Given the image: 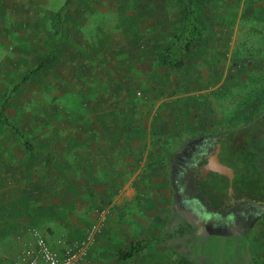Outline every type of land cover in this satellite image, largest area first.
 Masks as SVG:
<instances>
[{
  "label": "rangeland",
  "instance_id": "374dc122",
  "mask_svg": "<svg viewBox=\"0 0 264 264\" xmlns=\"http://www.w3.org/2000/svg\"><path fill=\"white\" fill-rule=\"evenodd\" d=\"M254 1L199 3L209 26L216 24L214 19L219 15L226 26L239 19L236 27L257 30L261 25L255 18ZM62 2L38 0L26 7L13 1L8 16L26 15L27 21L7 19L8 26L17 30L8 36L9 27L1 28L0 110L22 135L21 138L13 129L0 125V207L5 206L0 213L2 223H11L9 229L13 228L16 234L29 226L38 227L51 241L59 235L74 240L97 226L92 264H107L111 255L117 253L115 247L120 254L130 244L139 245L142 254H161L167 264H176V260L181 263L176 251L185 255L186 247L161 246L157 252L150 242L167 227L191 223L189 241L193 248L187 264H264V199L231 197L230 204H239L238 211H245L253 203L261 207L260 216L245 228L236 223L211 226L202 215L207 203L204 196L209 194L221 203L226 192L216 193L214 188L224 180L210 174L212 177L196 184L200 165L211 154L218 136L241 129L250 120L247 117L245 121L239 113L243 106L250 107L244 93L257 86L251 83L252 79L248 80L249 85L240 86L234 77L236 63L232 60L239 54L234 38L225 36V51L220 55L224 56V67L219 71L224 77L225 92L219 100L216 96L213 99L221 121L217 122L207 107L205 124L213 132H195L189 117L198 115V102L177 105L162 101L165 94H171L170 83L180 79L184 84L199 71L195 63L175 73L177 70L164 64L158 54V40L167 43L181 30V0H75L64 14L62 33L54 46L50 21ZM209 51L204 49L205 55ZM51 52L52 57L40 66ZM143 54L148 61L138 65ZM122 75L123 81L118 83L128 87L130 101L127 109L118 100V124L140 125V117L141 124L151 130H163L161 134L145 133L142 141L149 145L139 152H146V157L133 158L136 165H131L128 181H49L45 176V149L59 147L71 135L66 128L74 125L96 122L103 128L110 126L115 107L110 101L109 83L112 76ZM216 76L215 70L210 72L207 81ZM84 109L95 116L80 117ZM181 119L188 120L189 128L179 129ZM142 134L138 138L136 132H129L126 139L141 141ZM226 188L224 184L223 189ZM6 189H12L9 197L4 195ZM42 209L46 212L42 213ZM42 216L54 219L59 229L41 220ZM2 231L8 232L6 228ZM137 255L120 264H140L144 255ZM0 264H10L8 254H0Z\"/></svg>",
  "mask_w": 264,
  "mask_h": 264
},
{
  "label": "crops",
  "instance_id": "0c3cea01",
  "mask_svg": "<svg viewBox=\"0 0 264 264\" xmlns=\"http://www.w3.org/2000/svg\"><path fill=\"white\" fill-rule=\"evenodd\" d=\"M13 1L22 3L26 5V7H31V5L35 4V1L38 0H0V37L3 36L1 34V28L4 26L9 27L7 19L27 21L26 15L22 17L20 14L16 13L14 17L8 16V14L11 13L9 6ZM64 1L65 0H63L62 4ZM253 7L255 18L261 25V27L257 30L236 27L239 19H237L236 23L233 25L226 26L222 23L223 19L220 20L219 15H217V19H214L217 21L215 25L209 26V23H205V28L202 30V42L195 48V55L192 59L194 62L192 63L191 61V63L188 65L189 67L191 64L193 65L196 63L199 66V71L192 74V76L184 84L180 81V79H177L176 83L174 84L170 83V87L172 88L171 94H165V97H162V101H173L177 105L184 103L193 104L194 102H198V115L195 118V113H193L189 117L193 123V127H195V132H213V130L209 128L210 126L205 124V122H207L206 118L208 117V114L205 113L206 111L204 110L207 109V107H209L213 114H215L216 121H221L218 112L215 111L213 99L216 96L217 100H219V98L222 97L225 92L224 77H221L219 72L224 67L222 66L224 56L220 58V55L223 53V51H225V36L234 38L233 41L239 48L238 56L235 54L232 60L233 63H236L234 77H236V80L240 82V86H246V84L249 85L248 80L250 79H252L251 83L257 86V88H255L253 91H250L248 94H246V92L244 93V97L248 96L246 100H249L250 107L248 108V105L243 106V108L240 110L239 116L245 118L246 121L248 118L251 119L256 117L258 114L264 111V25L261 24L264 23V0L254 1ZM204 19H206V16H204ZM51 30L53 34L52 27ZM12 33H17V30L15 28L9 27L7 30V35L5 36H8ZM177 33L178 32H175L174 35ZM229 41L230 40H227L228 43ZM157 43V47L159 49V46L163 43L161 40H158ZM248 47H250V49L245 51L248 49ZM204 49L210 50L207 55H205ZM199 56H201V60L198 62ZM145 57L146 56L143 54V57L140 58L141 60L137 61V64L139 65L140 62L141 65L145 64V62L148 61L145 60ZM122 63L128 65L127 62ZM111 65L114 69V73H117L116 63L114 60ZM214 70L217 76L215 79H212L208 82L207 76L210 75V72L213 73ZM178 72L179 71H176L175 73ZM111 78L113 79L109 83V88L111 89L110 93L112 94L110 101L113 103L112 106L115 107V109H113L112 124L103 128L100 125L95 124L96 122L90 125L81 123L74 125L73 127L66 128L68 130L65 131L71 133V135L65 137V140H63L64 142L60 144L59 147L53 148L52 146H48L45 149L46 156L43 160L45 161V176L49 181H54L57 179L61 181L67 180L79 182L88 180L105 182H111L115 180L128 181L130 167L133 164L136 165V162L135 160L133 161V158H139L142 160L146 157V152H139V150L144 151V149H147L149 145L148 142H143L145 133H162L163 130L161 128H159V130L158 128H153L151 130L144 124H141L142 118L140 117L137 118L140 125L132 126L129 124H118L119 121H121L116 119L118 117V100H120L122 105H125V107L129 109V105L127 103H129L130 98H128V87L123 86V83H118L119 81H123L124 76L122 75L121 78H119V76H112ZM160 112L162 114V109ZM160 112L156 116H159ZM79 116L93 117L95 115H92V113L87 112V110L84 109V111L82 110L80 112ZM162 116L164 117L165 115L162 114L161 117ZM187 124L188 120L183 122L181 119L180 124L177 125L179 126V129H184L185 127L189 128L186 126ZM129 132H136L138 134V138L141 133H144L142 134L143 138L141 136V141H129L126 139V137L128 138L127 134ZM207 142V140H203V143ZM8 145L9 149L10 147L12 148V143H9ZM55 150L57 151V155H55ZM135 150L137 152H134ZM4 191V195L6 197L12 195V189H6ZM4 211L5 206L3 205L0 207V213ZM41 211L42 213L46 212V209H42ZM42 219L45 220V222H47L55 230L59 229V227H57L58 223L54 219L52 221L49 217L44 219V216H42L41 220ZM10 226H12L11 223L6 222L4 224L0 220V254L3 256L8 254V257L10 258V264H13V260L20 248L17 237L19 234H21V231L20 233L16 234L14 233L13 228L9 229ZM5 228L8 230V232L3 234L2 230H5ZM44 234L47 236V239L51 241V238L48 237L47 233L44 232ZM156 238L157 237H154L150 243H153L154 246L157 247L154 249L155 251L160 252L159 249H161V245L156 243ZM3 241L5 242V244H3L4 249L2 246ZM95 245L96 242L90 247L88 258L81 264H92V259L95 257V255L92 254V250ZM132 245L133 244H130V247ZM115 249L117 250V253L115 252L111 255V258L107 261V264H120L123 259H135L138 257V253H136L131 257L123 258L118 253L119 248L115 247ZM143 250L145 251V248ZM140 252L141 251H139L140 256L144 255L143 258L141 257L140 264H167L166 258L162 259L163 256L161 254H146L145 252H143L145 254H142ZM175 263L177 264L178 260H176Z\"/></svg>",
  "mask_w": 264,
  "mask_h": 264
},
{
  "label": "trees",
  "instance_id": "16d2710c",
  "mask_svg": "<svg viewBox=\"0 0 264 264\" xmlns=\"http://www.w3.org/2000/svg\"><path fill=\"white\" fill-rule=\"evenodd\" d=\"M74 1L65 0L52 17L51 27L54 46L58 44V37L62 33L64 14L74 4ZM181 1V30L169 42L161 44L158 49L162 62L177 71L185 70L191 63L195 55V48L202 42V30L206 23L201 12L200 0ZM52 55V52L48 54L40 62V66ZM0 125L13 129L22 138L19 129L1 110ZM222 137L221 140H217V143H220L219 160L234 170L233 189L244 197L264 199V149L252 146V139L256 138L253 128L250 127L240 132H227ZM23 143L27 148L31 147L25 140ZM163 158L166 159V156L163 155ZM224 184L227 185L226 182L217 185L216 193H220L221 190L226 192V189H223ZM191 230V223L175 224L167 227L164 232L159 234L156 243L171 248H176L177 245L186 247L185 255H181L179 250L176 251L180 255L181 261L178 264L190 263L189 253L193 248L189 241ZM140 249L139 245H132L128 250L122 251L120 256L123 258L131 257Z\"/></svg>",
  "mask_w": 264,
  "mask_h": 264
},
{
  "label": "built area",
  "instance_id": "2783aa9c",
  "mask_svg": "<svg viewBox=\"0 0 264 264\" xmlns=\"http://www.w3.org/2000/svg\"><path fill=\"white\" fill-rule=\"evenodd\" d=\"M97 232V226H92L77 239L59 235L50 242L42 230L29 226L17 237L20 248L13 264H81L88 258Z\"/></svg>",
  "mask_w": 264,
  "mask_h": 264
},
{
  "label": "flooded vegetation",
  "instance_id": "af4514ba",
  "mask_svg": "<svg viewBox=\"0 0 264 264\" xmlns=\"http://www.w3.org/2000/svg\"><path fill=\"white\" fill-rule=\"evenodd\" d=\"M253 128V132L255 134L254 139H252V146H257L260 149H264V111L262 113L258 114V116L251 118L243 128L238 129L234 132H240L245 129ZM223 137L218 136L217 140H221ZM214 142V147L210 149L209 152L213 153L215 151L216 145L218 144V141ZM211 142V144L213 143ZM206 146L207 148L211 146ZM220 153V152H219ZM210 155V154H209ZM208 155V156H209ZM219 157V155H218ZM261 160V159H260ZM223 163V162H222ZM225 164V163H224ZM209 173L207 177L210 175ZM203 180V179H202ZM201 180V181H202ZM234 180V178H233ZM217 186V185H216ZM227 189V188H226ZM214 190L216 191L217 188ZM232 196H242L238 191L233 189V182H232V194L229 196H224V199L222 202H217L216 200H212L209 196H204L205 201L207 202L205 205V208L202 210V215L205 219V222H207L209 225L218 226V225H228V223L235 225L238 224L240 227L245 228L250 222L257 219L261 214V207L259 205L249 204V207L245 209V211H238L240 208L239 204L237 205H231L230 199ZM252 200V199H249Z\"/></svg>",
  "mask_w": 264,
  "mask_h": 264
},
{
  "label": "water",
  "instance_id": "95a60500",
  "mask_svg": "<svg viewBox=\"0 0 264 264\" xmlns=\"http://www.w3.org/2000/svg\"><path fill=\"white\" fill-rule=\"evenodd\" d=\"M219 152H220V143L216 145L215 151L211 153L203 164L200 165L197 178V183H199L202 179L206 178L209 173L213 175H218L222 177L224 183H227L226 196L232 194V182L234 178V170L227 164L222 163L219 160ZM210 176V175H209ZM212 177V176H210Z\"/></svg>",
  "mask_w": 264,
  "mask_h": 264
}]
</instances>
